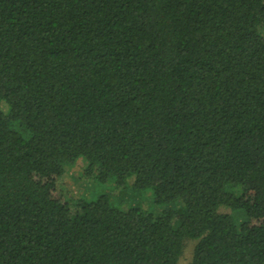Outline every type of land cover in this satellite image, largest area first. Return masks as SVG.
Masks as SVG:
<instances>
[{"label":"trees","instance_id":"1","mask_svg":"<svg viewBox=\"0 0 264 264\" xmlns=\"http://www.w3.org/2000/svg\"><path fill=\"white\" fill-rule=\"evenodd\" d=\"M80 158L163 209L67 199ZM187 239L264 264V0H0V264H178Z\"/></svg>","mask_w":264,"mask_h":264},{"label":"rangeland","instance_id":"2","mask_svg":"<svg viewBox=\"0 0 264 264\" xmlns=\"http://www.w3.org/2000/svg\"><path fill=\"white\" fill-rule=\"evenodd\" d=\"M2 106L4 110H7V106L5 104ZM86 165V161L80 158L73 167L67 168V174L61 182V187L67 199L85 197L86 200H96L101 194H109L112 197L113 203L121 207L123 210L129 209L130 206H139L146 211L157 213L163 209L162 207L154 205L151 191L136 194L131 192L132 190L128 186L122 199L117 197L114 194L117 189L114 183H112L113 181H110L105 185H100L96 181H89L84 177ZM132 182L133 178L130 179V183ZM195 244L196 241L194 240H186L185 248L178 264H192Z\"/></svg>","mask_w":264,"mask_h":264}]
</instances>
